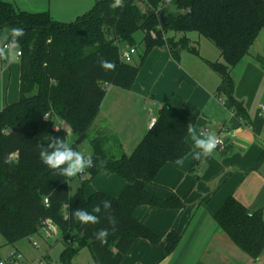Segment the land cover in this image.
<instances>
[{
  "label": "trees",
  "instance_id": "1",
  "mask_svg": "<svg viewBox=\"0 0 264 264\" xmlns=\"http://www.w3.org/2000/svg\"><path fill=\"white\" fill-rule=\"evenodd\" d=\"M114 5L115 0H100L75 22L66 24L54 20L48 12L20 11L0 0V32L8 35L16 27L25 33L18 38L22 52L20 97L0 111V235L6 244L15 245L41 236L50 220L65 243L59 264H72L79 252L72 247L75 240L89 248L95 264H121L137 239L152 244L161 241L134 217L137 208L184 207L176 196L161 201L146 188L163 167L177 163L191 151L186 137L187 125L195 126L194 113L164 105L154 126L130 156L114 131L96 126L108 88L130 90L152 50L167 46L178 62L182 51L199 55L198 42L192 43L190 34L207 39L221 56V61L204 60L221 80L217 96L234 119L248 120L245 105L235 97L232 73L264 31V0H173L174 10L165 7V0H122V6ZM138 32L145 35L141 44L135 39ZM151 32H155V39ZM124 43L143 46L139 64L121 60L119 47ZM100 60L114 63L115 70H105ZM47 114L50 118L45 120ZM56 119L75 136L72 143L68 142V131L62 126L56 128ZM91 132V154L94 160L107 164L86 170L90 178L106 171L124 179L127 184L119 197L96 193L87 198L86 181L71 195L70 179L57 175L40 159V146H47V135L64 139L82 152L80 146ZM263 159L264 154L258 163ZM105 199L111 201L110 215L116 219L114 232L103 210L97 214L98 224L84 225L72 218L74 210L84 208L91 213L93 205ZM214 219L232 243L252 259L263 254L262 212L250 211L230 197ZM100 229L110 231L105 244L95 238ZM180 241L178 233L169 234L168 255Z\"/></svg>",
  "mask_w": 264,
  "mask_h": 264
},
{
  "label": "crops",
  "instance_id": "2",
  "mask_svg": "<svg viewBox=\"0 0 264 264\" xmlns=\"http://www.w3.org/2000/svg\"><path fill=\"white\" fill-rule=\"evenodd\" d=\"M4 1L20 11L48 12L54 20L68 24L89 12L100 0ZM6 35L0 32V46L8 43V37L4 39ZM198 46L199 55L183 51L178 62L167 46L155 48L146 58L133 87L130 90L109 87L102 102L96 126L114 131L128 156L147 135L150 123L156 122L164 105L197 113L194 126L197 135L203 132L218 136L224 126L234 130L226 152L199 158V150L188 134L186 142L191 151L179 163L163 167L146 188L152 197L161 201L176 196L184 207L137 208L134 217L161 241L152 244L137 239L121 264H264V252L257 260L252 259L232 243L214 219L230 197L250 211L262 212L264 219V159L258 163L264 154V112L261 110L264 105V31L249 54L233 69L235 97L248 112L247 121L237 120L238 129L229 123L233 114L217 96L221 80L204 61H221L220 52L215 46V49L208 45L202 48L199 42ZM20 77V58L18 61L11 57L0 59V111L19 100ZM60 125L71 133L65 124ZM72 137L75 139L73 134ZM85 179L87 198L96 193L119 197L127 184L106 171L90 178L86 170ZM172 232L178 233L181 241L168 255L166 240Z\"/></svg>",
  "mask_w": 264,
  "mask_h": 264
},
{
  "label": "clouds",
  "instance_id": "3",
  "mask_svg": "<svg viewBox=\"0 0 264 264\" xmlns=\"http://www.w3.org/2000/svg\"><path fill=\"white\" fill-rule=\"evenodd\" d=\"M114 6H122V0H115ZM24 30L22 28L13 27L9 30V34L4 37H10L11 46L5 48L0 46V59L7 60L11 57L14 60H19L22 52L19 51V40L18 38L24 36ZM100 66L105 70H115V64L106 60L99 61ZM59 131V129H55ZM187 131L190 134L195 149H198L197 158L200 156L210 157L216 151L221 141L215 133H203L197 135L196 129L191 125H187ZM47 146L41 145L40 159L50 169H52L57 175L66 178H74L78 174H83L86 169L93 167H105L107 162L105 160L96 159L94 160L92 154H87L75 150L70 147L66 140L52 135L45 137ZM7 162V161H6ZM179 163V161H178ZM111 201L102 200L99 204H95L92 207L90 213L84 208H78L72 212V218L81 224H98L100 222L99 213L104 211L107 216L110 225H112L111 231H115L116 219L110 215ZM95 213V214H93ZM109 229H100L95 233V238L101 244L107 242L109 236Z\"/></svg>",
  "mask_w": 264,
  "mask_h": 264
},
{
  "label": "rangeland",
  "instance_id": "4",
  "mask_svg": "<svg viewBox=\"0 0 264 264\" xmlns=\"http://www.w3.org/2000/svg\"><path fill=\"white\" fill-rule=\"evenodd\" d=\"M170 7L172 10H174L172 4ZM144 37L145 35L143 32H138L135 34V39L138 44L142 43ZM189 38L191 41H195V40L198 41L201 44V47L202 45L203 46L208 45L207 47H210V49L214 47L213 44H211L207 39L203 37H199L196 33L190 34ZM119 48L121 51H124L125 49H128L129 46L124 43L121 44ZM142 50H143V46H141V48L138 49V54L135 56L136 60L133 61L132 63L133 65L140 63V55L142 54ZM182 52L180 56L182 55ZM145 62L143 63V66ZM55 122H56L55 123L56 126L57 125L61 126L60 124H62L59 119H56ZM68 135H69L68 142L72 143L74 138L72 137L71 133H68ZM92 139H93V132L90 133V138L80 146L81 151L85 153V155L89 153L91 154L92 152V146L90 143V140ZM82 184L83 182L80 180L79 175H77L74 178H70V182H69L70 194L74 195L77 192V190L82 186ZM31 239L32 241H30V239L28 238L18 242L15 245H8L6 244L4 238L0 235V262L7 263L9 262V260L13 255L21 253L23 256V260L17 261L15 264H28V263L37 264V261H39L40 259H44L45 256H48V260L54 264L60 263L61 253L65 248V243L61 239L59 242L57 239L51 240L52 242L51 241L47 242L39 235L31 237ZM35 244L37 247L35 246ZM72 247L79 249L78 255L75 257L72 264H95L89 248L87 246H82L81 240H75L74 243H72Z\"/></svg>",
  "mask_w": 264,
  "mask_h": 264
},
{
  "label": "built area",
  "instance_id": "5",
  "mask_svg": "<svg viewBox=\"0 0 264 264\" xmlns=\"http://www.w3.org/2000/svg\"><path fill=\"white\" fill-rule=\"evenodd\" d=\"M172 2H173V0H165V7H170ZM150 35L153 39L156 38L155 32H151ZM10 46H11V43H7L4 47L8 48ZM138 49H139L138 47H129L128 49H125L124 51L120 50L121 60L125 63L132 64L134 61V57L138 54ZM223 104L225 105V102H223ZM261 110L264 112V105L261 107ZM49 118H50V115L47 114L45 116V120H48ZM154 124H155V121H152L150 123V128H152L154 126ZM57 127H58V125L56 126V128ZM233 136H234V130L232 128L226 127V126L222 127L220 130V133L218 135L221 143H220V145H218L215 152H218V153L226 152L227 147H228V140ZM78 175H79L80 180L82 182H85L86 170L83 174H78ZM45 202L47 203V200ZM41 237L45 240H48V239L60 240L61 239V233H60L58 227L52 221L48 220V221H46V223L42 229ZM29 239H30V241H32L31 238H29ZM68 243L71 244V241H68ZM35 246H36V244H35ZM44 259H40L39 261H37V264H54V263L50 262L48 259H46V258H44ZM20 260H23V256L21 253H18L16 255H13L11 257V259L9 260V262H7V263L0 262V264H15L17 261H20ZM28 264H31V263H28ZM249 264H252V263H249Z\"/></svg>",
  "mask_w": 264,
  "mask_h": 264
},
{
  "label": "water",
  "instance_id": "6",
  "mask_svg": "<svg viewBox=\"0 0 264 264\" xmlns=\"http://www.w3.org/2000/svg\"><path fill=\"white\" fill-rule=\"evenodd\" d=\"M131 2H132V0H129V3H131ZM160 18H161L162 24H164L165 23V14L162 13ZM196 114L197 113H195V115ZM229 123L233 126L234 129H238L240 127V123L234 118H232ZM15 132H17V130Z\"/></svg>",
  "mask_w": 264,
  "mask_h": 264
}]
</instances>
